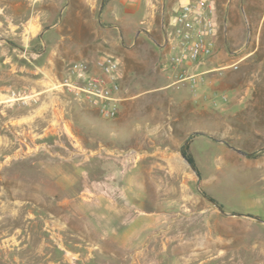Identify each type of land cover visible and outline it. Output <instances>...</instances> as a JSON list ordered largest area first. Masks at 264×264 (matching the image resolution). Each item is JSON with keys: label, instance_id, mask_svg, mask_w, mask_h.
Returning a JSON list of instances; mask_svg holds the SVG:
<instances>
[{"label": "rangeland", "instance_id": "374dc122", "mask_svg": "<svg viewBox=\"0 0 264 264\" xmlns=\"http://www.w3.org/2000/svg\"><path fill=\"white\" fill-rule=\"evenodd\" d=\"M189 1L0 0V100L37 99L0 106V264H264V149H196L226 213L181 154L193 131L264 147V0H208L221 53L183 66L197 84L171 61ZM105 55L115 118L63 85Z\"/></svg>", "mask_w": 264, "mask_h": 264}, {"label": "built area", "instance_id": "2783aa9c", "mask_svg": "<svg viewBox=\"0 0 264 264\" xmlns=\"http://www.w3.org/2000/svg\"><path fill=\"white\" fill-rule=\"evenodd\" d=\"M174 37L170 45L177 52L171 61L176 67H181L179 76H188L190 81L197 84L204 80L202 76L190 74L187 67L189 62H199L211 56L215 50L217 40V22L213 6L208 0L189 1L181 6L173 20ZM95 73H88L87 66L81 64L75 69L77 81L70 77L63 85L77 98L88 100L106 118L117 116V94L121 91L120 61L113 55L101 57ZM37 101L35 95L28 90H13L7 99L0 100L9 105L19 104L29 106Z\"/></svg>", "mask_w": 264, "mask_h": 264}, {"label": "crops", "instance_id": "0c3cea01", "mask_svg": "<svg viewBox=\"0 0 264 264\" xmlns=\"http://www.w3.org/2000/svg\"><path fill=\"white\" fill-rule=\"evenodd\" d=\"M220 53L221 51L219 50V43L217 42L216 40V46H215V50L213 52V54L211 56H208L204 59H214L216 60V58L218 59L219 56H220ZM213 69H215L213 67ZM212 68H208L206 70H203L202 73H204L205 75L208 76H213L214 74V70ZM18 118H16L15 120H17ZM204 146L205 147V150H210V151H213L214 149H222V150H225L229 147L228 144L224 143V142H221V141H218V140H215L209 136H206V135H203V134H199L198 136H195L193 138V143L191 144V148L193 149L192 153L196 159V154H195V151H200L201 150V147ZM197 149V150H196ZM206 155L208 156V154L206 153ZM210 156V154H209ZM197 164H198V161L196 160ZM216 163H218V159H216L215 161ZM200 170H202V168H200V166H198ZM202 172V171H201Z\"/></svg>", "mask_w": 264, "mask_h": 264}, {"label": "water", "instance_id": "95a60500", "mask_svg": "<svg viewBox=\"0 0 264 264\" xmlns=\"http://www.w3.org/2000/svg\"><path fill=\"white\" fill-rule=\"evenodd\" d=\"M103 2H104V0H103ZM195 134H203V135L209 136V137H211V138H213V139H215V140H218V141L224 142V143L230 145L232 148H234V149L237 150L238 152H240V153H242V154H245V155H247V156H251V155H254V154H256V153L262 151V150L264 149V147H263V148H260V149H257V150H254V151H252V152H247V151H245V150H243V149H241V148H238V147H236V146H234V145H231V144H230L229 142H227L224 138H221V137H218V136H216V135H213V134L207 133V132H205V131H193V132H191L190 135L188 136V138L186 139L184 145L181 147V154H182V156L185 158V160L188 162V164L190 165V167L192 168V170L195 172V174H196L197 177H198L197 184H198V188H199L201 194H202L204 197L208 198L211 202H213V203H214V204H215V205H216V206H217L222 212H225V213H226V211L224 210V208H223L221 205H219L216 201H214L212 198H210V197L207 195V193L204 192V191L201 189L200 184H201L202 176H201V174H200V172H199V169H198V167H197L195 164H193L191 161H189L188 158H187L186 155H185L184 147H185V145L189 142V140H190Z\"/></svg>", "mask_w": 264, "mask_h": 264}, {"label": "trees", "instance_id": "16d2710c", "mask_svg": "<svg viewBox=\"0 0 264 264\" xmlns=\"http://www.w3.org/2000/svg\"><path fill=\"white\" fill-rule=\"evenodd\" d=\"M184 152H185V155H186V157L188 158V160L189 161H191L193 164H195L197 167H198V165H197V162H196V159H195V157H194V155H193V153H192V151H191V149H190V142H188L186 145H185V147H184ZM198 169H199V167H198ZM199 172H200V174H201V176H202V172H201V170L199 169ZM214 201H217L215 198H213V197H211ZM222 206V205H221ZM223 207V206H222Z\"/></svg>", "mask_w": 264, "mask_h": 264}]
</instances>
